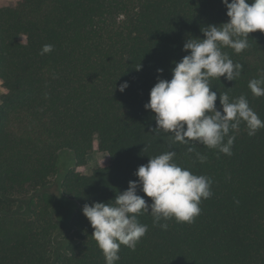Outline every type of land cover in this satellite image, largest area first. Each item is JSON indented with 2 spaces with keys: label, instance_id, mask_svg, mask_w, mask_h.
<instances>
[{
  "label": "trees",
  "instance_id": "16d2710c",
  "mask_svg": "<svg viewBox=\"0 0 264 264\" xmlns=\"http://www.w3.org/2000/svg\"><path fill=\"white\" fill-rule=\"evenodd\" d=\"M226 12L222 0L0 2V264H105L84 204L114 200L140 165L167 151L210 177L212 196L192 223L173 218L167 230L140 214L148 231L135 251L121 246L116 264H264V128L250 137L242 122L229 156L172 143L171 133L152 131L155 114L144 108L157 69L170 80L186 40L203 39L201 28L227 22ZM46 44L53 50L41 54ZM248 45L239 54L222 48L243 69L235 81L210 78V87L217 108L219 93L244 95L264 121V96L248 88L264 69V33H249ZM95 136L106 159L85 175ZM60 151L73 156L64 167ZM54 177L58 195L48 191ZM65 199L77 203L71 222Z\"/></svg>",
  "mask_w": 264,
  "mask_h": 264
},
{
  "label": "clouds",
  "instance_id": "9594fccd",
  "mask_svg": "<svg viewBox=\"0 0 264 264\" xmlns=\"http://www.w3.org/2000/svg\"><path fill=\"white\" fill-rule=\"evenodd\" d=\"M222 3L228 21L201 28L203 39L186 40L182 50L188 54L179 62L173 61L170 80L160 78L163 69H157V82L144 108L155 114L156 127L152 131L171 133L172 143L188 145L195 141L230 156L236 139L230 133L243 122L248 135L254 136L264 128V121L244 95L230 101L227 92L219 93L217 108V92L211 91L210 78L235 81L241 75L243 65L234 63L222 48H231L239 54L249 47V33L257 30L264 33V0H222ZM52 50L53 45L46 44L41 54ZM128 86L127 82L120 84L119 91ZM248 88L254 96H264V69H260L259 78L248 82ZM187 152H194V148L189 146ZM175 156L174 151H167L150 157L134 173L138 180L129 181L128 188L118 192L114 200L84 204L82 214L94 229L92 238L102 250L105 264L119 261L122 245L135 251L148 231V226L138 220L140 214L149 213L154 226L167 230L166 221L173 218L178 223H192L201 212V199L212 196V179L182 168L174 161ZM196 157L201 163L206 160L200 153ZM138 189L151 198V203L137 194Z\"/></svg>",
  "mask_w": 264,
  "mask_h": 264
},
{
  "label": "rangeland",
  "instance_id": "374dc122",
  "mask_svg": "<svg viewBox=\"0 0 264 264\" xmlns=\"http://www.w3.org/2000/svg\"><path fill=\"white\" fill-rule=\"evenodd\" d=\"M13 0H0V2L4 3V2H11ZM2 95V91H0V97ZM97 144H98V140H97V137L95 136L93 138V144H92V151L91 153L89 154L88 156V159H87V165L84 169V173L85 175H90L91 172L96 169L98 166H100L106 159V154H103V153H100L98 152L97 150ZM68 155L71 157L72 159V154L68 151H60L59 152V166L60 167H64L65 165L69 164L70 162V158L68 157ZM63 156H67L64 160H65V163L62 162V165H61V157ZM68 158H69V161H68ZM59 184H60V180L58 177H54L53 179L50 180L49 184H48V191L53 193V194H56L58 195L59 194ZM66 200V199H65ZM66 203L67 204H63V209H62V212L64 213H68L69 211L71 212V216H69L70 218V222H71V218H72V215H73V212L76 210L77 208V203L74 201V200H66ZM59 221V220H58ZM64 222V221H62ZM67 222H64L63 224H66ZM68 229H70V224H69V227ZM67 229V230H68Z\"/></svg>",
  "mask_w": 264,
  "mask_h": 264
}]
</instances>
